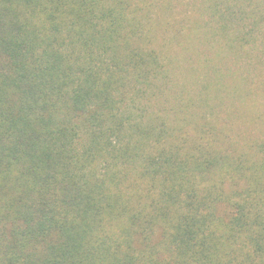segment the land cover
Returning a JSON list of instances; mask_svg holds the SVG:
<instances>
[{"label": "trees", "instance_id": "16d2710c", "mask_svg": "<svg viewBox=\"0 0 264 264\" xmlns=\"http://www.w3.org/2000/svg\"><path fill=\"white\" fill-rule=\"evenodd\" d=\"M194 1L199 41L264 29V0ZM122 5L0 0V264H264V144L135 108L164 65Z\"/></svg>", "mask_w": 264, "mask_h": 264}, {"label": "rangeland", "instance_id": "374dc122", "mask_svg": "<svg viewBox=\"0 0 264 264\" xmlns=\"http://www.w3.org/2000/svg\"><path fill=\"white\" fill-rule=\"evenodd\" d=\"M191 1L123 0L125 16H136L140 24L138 44L156 50L164 65L157 88H150L154 95L147 93V86L131 93L135 108L180 125L184 134L191 123L204 120L215 128L229 155L255 153L264 144V29L260 26L251 37L254 43L236 53L217 39L204 43L196 33L206 31V21L213 30L217 23L198 13V2ZM167 4L171 7L164 9ZM194 18L202 21L193 31Z\"/></svg>", "mask_w": 264, "mask_h": 264}]
</instances>
